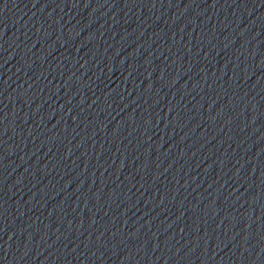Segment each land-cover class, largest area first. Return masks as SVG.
I'll return each instance as SVG.
<instances>
[{
    "label": "water",
    "instance_id": "95a60500",
    "mask_svg": "<svg viewBox=\"0 0 264 264\" xmlns=\"http://www.w3.org/2000/svg\"><path fill=\"white\" fill-rule=\"evenodd\" d=\"M0 264H264V0H0Z\"/></svg>",
    "mask_w": 264,
    "mask_h": 264
}]
</instances>
